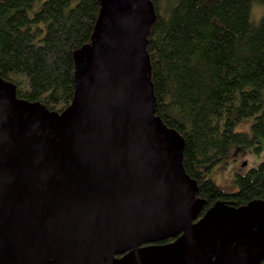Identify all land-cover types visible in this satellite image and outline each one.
I'll return each instance as SVG.
<instances>
[{"label":"water","instance_id":"water-1","mask_svg":"<svg viewBox=\"0 0 264 264\" xmlns=\"http://www.w3.org/2000/svg\"><path fill=\"white\" fill-rule=\"evenodd\" d=\"M154 20L149 0H100L60 114L0 78V264L264 263V200L200 217L183 140L155 115Z\"/></svg>","mask_w":264,"mask_h":264},{"label":"trees","instance_id":"trees-1","mask_svg":"<svg viewBox=\"0 0 264 264\" xmlns=\"http://www.w3.org/2000/svg\"><path fill=\"white\" fill-rule=\"evenodd\" d=\"M149 1L155 115L183 140L182 167L196 181L195 198L206 201L200 217L216 202L264 200V160L235 174L234 192L209 177L264 139V0ZM34 2L0 0V78L18 99L60 114L73 101L74 58L91 43L100 0H45L30 16ZM249 117L250 133L235 132Z\"/></svg>","mask_w":264,"mask_h":264},{"label":"rangeland","instance_id":"rangeland-1","mask_svg":"<svg viewBox=\"0 0 264 264\" xmlns=\"http://www.w3.org/2000/svg\"><path fill=\"white\" fill-rule=\"evenodd\" d=\"M44 1L36 0L30 9L29 15L32 16L38 12ZM253 121L252 117L244 119L236 125L235 132L250 133ZM263 160L264 139L257 138L254 147L246 150L244 154L242 153L219 163L211 170L209 177L222 191L234 192L237 190V185L234 182L235 174H245L250 169L257 167Z\"/></svg>","mask_w":264,"mask_h":264}]
</instances>
